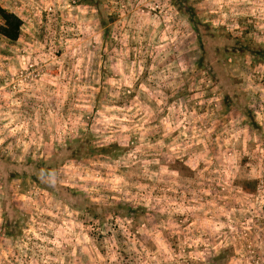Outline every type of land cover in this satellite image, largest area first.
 Segmentation results:
<instances>
[{"label":"rangeland","instance_id":"obj_1","mask_svg":"<svg viewBox=\"0 0 264 264\" xmlns=\"http://www.w3.org/2000/svg\"><path fill=\"white\" fill-rule=\"evenodd\" d=\"M0 5V264H264V0Z\"/></svg>","mask_w":264,"mask_h":264},{"label":"trees","instance_id":"obj_2","mask_svg":"<svg viewBox=\"0 0 264 264\" xmlns=\"http://www.w3.org/2000/svg\"><path fill=\"white\" fill-rule=\"evenodd\" d=\"M184 12L190 17L192 24L195 26L196 30L198 31L199 41L201 44L202 49L204 50V53H207V48L204 44V35L207 32L209 35L212 34L211 31H208L210 25L203 23L201 21H196L195 16L196 13L191 8L184 9ZM0 16H1V23H0V33L8 38L9 40L16 41L20 37L21 27L23 24L22 18L15 12L8 11L7 9L3 8L0 5ZM235 32V31H234ZM233 32V33H234ZM215 34L211 35L214 36ZM235 48V47H234ZM247 51H249V47L245 48ZM222 52H227L230 50V48L222 49ZM264 56V50L263 51H255L253 55ZM202 58L200 60L201 63L203 62ZM214 78L216 79V75L214 73ZM218 80V79H216ZM241 93H239L237 96L232 97L229 93H226L224 98L225 102L232 103L235 99H239L241 97ZM247 116L251 120V122H254V115L251 110L246 111ZM86 146L90 147L91 144H88L86 142ZM78 147H71L68 151L70 152V156L73 158H80L83 156L84 151L82 150L81 146L79 145V141L77 143ZM92 146V145H91ZM113 147H116L117 144H113ZM75 148V149H74ZM99 152L104 154L105 156H109L111 158L115 157V153L113 150H108L106 147H101L99 149ZM119 155V153H116V156ZM52 167L48 166L47 169H45L44 173L49 174L51 172ZM85 205V210L90 213L94 218L100 219L101 221H105L108 217H119L121 219H124L126 217H130L132 219L137 218L138 216H142L146 212V208L143 206H132L129 204H122V203H112V204H97L94 202H89Z\"/></svg>","mask_w":264,"mask_h":264}]
</instances>
